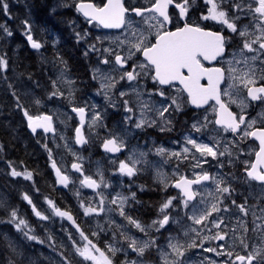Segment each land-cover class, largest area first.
Returning <instances> with one entry per match:
<instances>
[{
	"label": "flooded vegetation",
	"instance_id": "1",
	"mask_svg": "<svg viewBox=\"0 0 264 264\" xmlns=\"http://www.w3.org/2000/svg\"><path fill=\"white\" fill-rule=\"evenodd\" d=\"M5 1H9L11 5L18 3L21 8L19 15L0 14V26H2L0 27V36H3L4 39L14 37L12 43L18 44L16 63L9 64V66H19L18 86L20 92L18 95L22 107H20V115H18V131L27 130L39 140L44 137L46 147L50 148V140L47 135H55L59 131L58 116L50 104H55L56 98L64 100V102L70 100L72 102L64 110L66 118H70L67 128L72 137L73 147L84 152L85 160L73 157L66 161V167H57L68 177L67 188L58 185L56 169L51 167V161H49L51 175L47 176L46 174L38 179V182H32L39 192H43V194L39 193L38 198L48 197L53 201L55 208L73 215L74 222L80 231H77L66 217H61L63 224L73 230L75 235L83 241H91L92 245L112 261V264H122L125 260L135 261L137 264L149 262L164 264L165 256L162 258L161 251L168 254V249L171 250L169 247L170 237L175 238L171 243L177 244L178 247L195 244L193 251L197 255L202 248V231L200 229L194 232L196 235L187 239L185 236V232H187L186 216L192 211L191 205L193 204L202 210L209 211L215 205L220 211L212 213L208 220L213 225V236L223 235L225 237L223 240L214 239L213 241L214 244L221 243L225 246L219 249L222 255L217 256L222 260V264H232V262L241 264L240 261H236V256H246L249 252H255L256 232L252 229L255 228V224L264 228V214L262 215L261 211L264 208V182L248 177L246 168L256 162V153L260 148L259 139L244 136L242 131L238 133L225 132L222 125L214 123L217 118V113L213 108L215 101L209 100L208 104L201 107L192 105L186 100V92L181 94L177 91L180 88L179 84L167 88L166 96L169 100L165 101L163 97L156 94L160 86L155 84L148 75L140 77L137 81L129 82L126 78L122 80L121 77L126 71L132 70L133 65L145 62L143 54L136 53L123 66L116 64L115 54L128 55L127 47H121L119 43V40L124 39L127 31L105 28L94 20L89 22L90 17H85L77 8L80 3L103 7L107 0H3V2ZM122 2L129 9L151 6V0H122ZM174 2H180V0H174ZM216 2L221 5L220 10H228L222 5L221 0H216ZM30 4L33 5L31 10ZM255 6L253 5V8ZM208 7L211 5L206 6L204 0H189L187 15L180 17L179 9L175 8L173 4L169 7L172 22L165 26V30L175 31L176 28H182L187 23L199 26L205 31L222 32L225 37L231 36L232 43L227 47V51L229 53L238 51L241 46V38L238 35L232 34L230 30L226 29V26L219 22L202 19L203 15H207ZM231 15L232 13L229 12V19H231ZM126 19L132 22L133 27L138 25L141 31L149 29V25L134 14L129 13L126 15ZM250 19L251 14L249 13L242 19L241 24H249ZM26 21L27 23H25ZM5 27L12 35H7L4 31ZM251 27L254 25H250ZM26 31L33 36L36 42L41 44L40 49L31 47V42L28 41L25 34ZM158 31V28H151L150 31H144V35L152 43H155ZM77 34L83 39H78ZM250 38L254 39L255 37ZM6 44L10 53L16 51L11 43L6 42ZM92 45H95L96 51H92ZM254 47L256 46L254 45ZM248 55L253 54L248 53ZM105 59L109 61L108 64L102 63ZM230 59L232 56L228 55L226 60ZM205 66L228 67L226 62L217 63L215 61L210 64L205 62ZM253 67L255 68L254 78L257 80L255 86L259 87L260 78L264 76V63L258 60ZM59 69L65 71L67 79L69 78L67 81L73 82L71 88L61 78H58ZM96 69L99 70V76L109 77L110 81L102 79L100 84L98 77L93 76V72H97ZM137 70L139 71V69ZM53 81H56V87L53 86ZM110 82L115 83V87H102V84ZM57 84L63 86L62 90H58V92ZM28 90H31L33 95L30 92L27 93ZM136 90L144 94L142 97L144 100L151 101V107L154 109H159L162 105L167 106L171 98L174 97H178L177 102L180 104V108L179 110L170 108L169 112L164 114V118H160L155 111L148 112L146 120H155L156 123H146L143 127L137 128L135 125L141 118V113L137 103ZM54 92L57 94L53 96ZM120 92H125L127 95L121 97ZM150 93L152 95H149ZM222 99L225 103H229V110L237 116L243 114L246 120H256L252 128L246 130L252 131L264 127V101H252L247 96V89L243 85H239L238 94L233 96L236 103H230L226 97H222ZM35 100L44 102L46 105L38 107ZM124 100H128L129 103L125 105ZM241 101H243V105H241ZM95 104H98L97 110ZM81 107L85 108L86 113V122L83 125L86 142L79 145L76 140V129L80 121L78 113L73 111V108ZM129 107L133 109L131 113L126 111V108ZM25 110L32 117L52 115L56 133L46 134L43 129L31 131L28 118L24 115ZM97 113L100 118L96 120L95 125H92L90 119L96 117ZM127 116H131L132 119H126ZM206 117L207 119H205ZM4 123H9V116ZM194 124L200 128V131L193 129ZM7 127H1V130H7ZM241 130H245V125H241ZM185 133L196 139L197 143L203 141L209 146H215L214 150L218 148L217 157L215 159L211 156L201 157L200 153L187 144ZM110 139L116 140L120 151L113 153L104 148L105 142ZM185 147L189 148L186 157L182 153ZM157 149H164L165 154H158ZM219 152H225V155L219 156ZM142 153L145 155L141 156ZM171 153H181V156L177 158ZM99 160H103L105 164L113 161L114 170L110 175L111 184L107 193L117 200V203L114 204L116 205L115 221L117 225L114 241L116 249H118L115 253L116 259L111 258L106 251L107 241H113V238L111 235L108 236L102 227L96 226L89 215H85L84 206L80 204L82 202L87 205L90 202V197L85 196L80 202L76 197L77 190L72 184L73 179L77 180L83 192L88 195H96L101 192L102 182L90 168L91 162ZM74 162L80 163L81 171L72 169ZM121 162L128 164L129 167H134L135 175L130 177L121 173L119 170ZM204 172L221 181L220 187H229L234 191H231L230 195L219 193L213 180L204 181L199 185L194 184L192 191L196 193V196L189 203V207L185 208L183 193L181 189L175 187L176 181L181 176L193 180L197 174L202 175ZM85 177L95 180L99 187L93 189L83 185L81 182ZM113 181L115 182L114 190L112 189ZM29 186L31 187V185ZM133 193L135 194L134 198ZM122 197L128 198L123 204L125 216L120 215L119 201ZM170 198H175L172 205L161 213L162 205ZM206 198L210 204L205 203ZM233 200L237 205L246 201L247 215L239 212L237 207L232 204ZM50 209L54 211L52 206ZM164 214L170 217L168 225H165L164 228H160L158 223L151 226L153 221L162 220ZM126 217H131L141 223L146 228V232L135 228ZM215 222L220 225L218 228L215 226ZM81 232L83 236H81ZM231 234L234 235V239L230 238ZM84 237H87V240ZM133 239L138 242L154 239L156 243L147 248L142 256H138L129 247ZM242 239L250 245L249 248L242 247ZM233 241L237 243L232 245ZM138 246L140 245L138 244ZM151 250L154 252L151 253ZM59 251H64L62 254L66 257L69 256L65 250ZM173 252L172 249L171 254ZM228 253H232V255L229 256ZM169 256L167 255V258Z\"/></svg>",
	"mask_w": 264,
	"mask_h": 264
},
{
	"label": "snow or ice",
	"instance_id": "2",
	"mask_svg": "<svg viewBox=\"0 0 264 264\" xmlns=\"http://www.w3.org/2000/svg\"><path fill=\"white\" fill-rule=\"evenodd\" d=\"M221 2L222 5L228 9L227 11L220 10L221 5H218L216 0H204L205 5H211V7L207 8V15H203L202 19L219 22L226 26V29L230 30L232 34L238 35L241 38V46L236 52L229 53L227 51V47L232 43L231 36L225 37L222 32L205 31L199 26H192L187 23H185L182 28H176L175 31L165 30V26L172 22L169 15V7L174 4L175 8L179 9V16L184 17L189 10V0H180V2H174V0H151V6L149 8L131 9L126 8L122 0H107V3L104 4L103 7L80 3L77 8L85 17H90L89 22L94 20L105 28L124 29L127 31L128 34L123 40H119V43L121 47H127L128 55L122 56L120 54H115L116 64L123 66L127 64L136 53L143 54L145 62L140 65H133L132 70L126 71L124 76L121 77L122 80L126 78L129 82L137 81L140 77L148 75L155 84L160 86L156 94L163 97L165 101L169 100L166 96L167 88H172L174 85L179 84L180 88L177 91L181 94L186 92V100L192 105L201 107L208 104L209 100L215 101V106H213V108L217 113V118L214 123L222 125L225 132L231 131L232 133H238L242 131L244 136H251L259 139L260 148L256 153V162L252 163L249 168H246V172L247 176L251 179L264 182V167H262L264 166V127L252 131L246 130L252 128L256 120H246L243 114L237 116V114L229 110V103H225L224 99H222V97H226L230 103H236L237 101L233 99V96L238 94L239 85H243L247 89V96L250 97L252 101H264V76L260 78V86H255L257 80L254 78L255 68L253 67L258 60L264 63V0H221ZM253 5L256 6L253 8ZM0 7L7 12L8 5L3 2V0H0ZM229 12L232 13L231 19H229ZM129 13L140 17L141 20L149 25V29L144 31H150L151 28L159 29L155 36V43H152L151 40L144 35V31L139 30L138 25L133 27L132 22L126 19V15ZM249 13L251 14L249 24H241L242 19ZM153 21H155V23H153ZM25 23H27V21ZM250 25H254V27L250 28ZM4 31L7 35H12L6 27ZM257 33L259 34L257 35ZM25 34L27 35L28 41L31 42V47L33 49L41 48V44L36 42L32 35L28 34L27 31ZM77 36L78 39H83L79 34H77ZM250 37L255 38L251 39ZM254 45L256 47H254ZM91 48L92 51H96L95 45H92ZM248 53H252L253 55L249 56ZM228 55H231L232 59L226 60ZM213 61L217 63L226 62L228 67L205 66V62L210 64ZM102 63L108 64L109 61L105 59ZM6 67L7 61L0 56V68ZM137 69H139V71ZM244 69L247 70L245 71ZM97 73L99 74V70H97ZM61 76H63V73H61ZM102 79L110 81L111 78L102 77ZM65 83H67L70 88L73 84L72 81H66ZM53 86H56V81H53ZM102 87H115V83L110 82L102 84ZM57 92H54L52 95H56ZM13 95H15V93H13ZM69 95L71 96V92ZM126 95L127 93L120 92L121 97ZM136 95L141 113V118L135 125L137 128L143 127L146 123H156L155 120H146L145 117L148 112L155 111L160 118H164V114L169 112L170 108L175 110H179L180 108V104L177 102L178 97L171 98L167 106L162 105L161 108L154 109L151 107L150 100H144L142 98L144 95L143 93L136 90ZM149 95L152 94L150 93ZM35 102L37 104L40 103L39 100ZM123 103L127 105L129 102L128 100H124ZM241 105H243V101H241ZM216 106H218V108H216ZM17 107L22 106L17 103ZM73 111L80 114L81 124H83L85 108H73ZM126 111L131 113L133 109L129 107L126 108ZM24 115L28 118L29 127L33 132H35L37 128H43L45 132L50 130L51 117H32L26 110ZM99 118V114L97 113L94 120H98ZM126 119L131 120L132 117L127 116ZM205 119H207V117ZM41 120L45 121V123H40ZM241 125H245V130H241ZM192 127L195 131H200V128H198L196 124ZM76 132L78 134L77 142L84 143L85 141L80 135L81 128L78 127ZM186 142L188 145H191L196 152L200 153L201 157L211 156L215 159L218 155V148L214 150L215 146H209V144L206 143H197V140L193 139L191 136L186 137ZM104 148L110 152L120 151V147L117 146L115 139L107 140L104 144ZM225 151H227V149H225ZM157 152L160 155L165 154L164 149H157ZM188 152V147L182 150L185 157ZM143 155L145 154L142 153L141 156ZM171 155L178 158L181 156V153H171ZM224 155L225 152H219V156ZM52 167L56 169L58 183L66 186L68 177L60 174V169L56 167L55 162H53ZM72 167L77 171L80 170L79 164H73ZM119 170L121 173L130 177L135 175L136 172L134 167H129V165L124 162H121ZM11 175L13 177L24 175L26 179H32L31 172L21 173L13 169ZM209 180L215 181L217 191L221 194L228 193L230 195L231 191H234V189H230L229 187H220L221 181L216 180L215 177H210L207 172H204L202 175L197 174L196 178L193 180L181 176L180 179L176 181L175 187L182 190L185 208L189 207V203L193 201L196 196V193L192 191V186L194 184L199 185ZM81 183L88 188L99 187L97 182L90 177H85ZM134 196L135 194L133 193V198ZM23 199L28 201L29 204H32L31 199L27 195H25ZM127 199V197L120 198L121 216H125L123 204ZM173 199L175 198L168 199L167 202L162 205L161 213H163L165 209L170 208ZM47 203L54 208L55 215L67 217L68 220L73 219L68 212L55 208L52 200H48ZM100 203L102 205L103 200H101ZM111 203L116 204L117 200L113 199ZM232 204L237 207L240 213L247 215L248 206L246 201L243 204L237 205L236 201L233 200ZM191 210L193 215L188 217V219H191L195 225H203L208 218L212 216V213L220 211L215 205H213L209 211L207 209L202 210L195 204L191 205ZM33 211L37 217H41L44 220L48 219L47 216H41V213L35 210V206H33ZM95 211L96 209L94 208H86L85 215ZM261 211L264 212V208H262ZM253 215L255 214L253 213ZM10 216L18 230L22 231L21 226H27L24 219H20L19 222L16 223V210H12ZM126 218L135 228L139 229L141 232H146V228L142 226L141 223L133 220L131 217ZM169 221V215L164 214L162 220L153 221L151 226H155L158 223L160 228H164L165 225L169 224ZM253 223H255V221H253ZM215 226L218 228L220 225L216 224ZM260 227V225H257V228ZM191 230L194 231L195 229ZM245 231H247V229H245ZM252 231H256V228L252 229ZM80 234L83 236L82 232ZM262 234H264V231H262ZM25 235L27 236V233H25ZM27 238L31 240L37 239L35 236H28ZM205 238L207 239V237ZM224 238L223 235L214 237V239L217 240H223ZM84 239L87 240V237H84ZM173 239L175 238H169V247H171L178 256H183L184 253L179 250L178 245L171 243ZM40 242L43 243V241ZM73 243H75V241H73ZM155 243L154 239L143 242H138L133 239L129 247H131L138 256H142L145 250L155 245ZM138 244L140 246H138ZM241 245L245 249L250 247L243 239L241 240ZM194 246L196 245H189V247ZM93 250L99 252L100 259L92 254ZM76 251L85 260L96 261V264H112V261L105 256L103 252H100L98 248L92 245L91 241H88L82 249L77 248ZM109 251L115 254L118 249L109 246ZM208 251H215V249H208ZM163 255L165 257L167 256L166 253H163ZM217 255H222V253L218 252ZM228 255L231 256L232 253H228ZM236 261H240L241 264H264V249L249 252L246 256L238 255L236 256ZM10 264H12V262H10ZM61 264H71V262L62 257ZM125 264H128V262L126 261ZM131 264H136V262L133 261ZM164 264H168L167 259L164 260ZM177 264H183V261H178ZM232 264H235V262H232Z\"/></svg>",
	"mask_w": 264,
	"mask_h": 264
},
{
	"label": "rangeland",
	"instance_id": "3",
	"mask_svg": "<svg viewBox=\"0 0 264 264\" xmlns=\"http://www.w3.org/2000/svg\"><path fill=\"white\" fill-rule=\"evenodd\" d=\"M5 3L8 5V10L5 12L3 8L0 7V14L19 15V10H21V8L18 3L12 5L9 1H5ZM32 6L33 5L30 4V10L32 9ZM10 7H12V9H10ZM127 34L128 33L125 35ZM12 40H14V37L4 39L3 36H0V56L7 61V67L0 68V131L1 127L5 128L7 126V130L9 128L14 129L15 131L19 129L18 115H20V107H17V103L20 104L18 95L20 92L18 86V80L20 78L19 66H9L12 62L16 63L18 44L12 43ZM6 42L11 43L16 51L10 53L7 48L8 43L6 44ZM61 73H63V76H61ZM93 76H97L99 83H102V76H99L97 72L94 71ZM58 78H61L64 82L69 80L65 75V71L62 69H59L58 71ZM62 87L63 86L57 84V90H62ZM103 90L107 91L105 89ZM29 92L33 95L31 90L27 91V93ZM13 93H15V95H13ZM69 103H72L71 100L64 102V100L56 98V103L50 104L57 113V122L59 126V131L55 135H47V138L52 143L49 148L51 167L53 162H55L56 167H66V161L73 157L85 160L84 152L73 147L72 137L67 128L70 118H66L64 110ZM41 105L45 106L46 103L40 102L37 104L38 107ZM94 106L97 110L98 104H95ZM8 116L9 123L5 124L4 121H6ZM90 123L92 125L96 124L94 117H91ZM185 134L189 137L187 133ZM185 134H183V136H185ZM199 143H203V141ZM90 168L98 175V178L102 182L103 188L101 192L96 195H88L83 192V189L80 187L77 180L73 179L72 184H74V188L77 190L76 197L79 198L80 202L85 196L88 198L90 197V202L87 205L82 202L80 203L84 206V209L97 208V211L103 209L99 213L95 211L88 215L91 217L92 221H94L96 226L102 227L104 232H106L108 236L111 235L113 238V241H107L108 246L106 251L110 254L111 258L116 259L115 254L109 251V246L116 249V243L114 241L116 238L115 228L117 227L115 221L116 205L111 203L114 198L110 197L107 193L111 184L110 175L114 170L113 161H109L106 164L103 160L93 161L90 164ZM13 169L21 173L29 172L22 166L19 168V165L14 161L10 162L4 151V143L0 137V211H2V213L0 212V240L2 241V243L0 242V245L2 244V250L4 253L6 252L4 256L6 257L8 252H10L18 260L17 264H61L62 257L70 261L71 264H96V261L85 260L76 251L77 248L82 249L87 242L76 236L73 230L63 224L62 218L55 215V211H51L50 205L47 203L48 200H51L50 198H38L39 193L43 194V192H39L38 189L32 185L33 178L29 180L26 179L24 175L13 177L11 175ZM29 185H31L32 188ZM114 187L115 182L113 181V190ZM25 195L31 199L32 204H29L28 201L23 199ZM204 196H206V193H204ZM101 200H103L105 206H103V204L101 205ZM205 203L210 204L207 198L205 199ZM33 206H35L36 211L41 213V216H47L48 219L44 220L41 217H37L33 211ZM12 210L17 211V217L15 218L16 223H18L20 219L26 221L27 226H21L22 231L18 230L16 224L12 222L10 216ZM263 214L264 212H262V215ZM192 215L193 212L190 211L186 216L187 232H185V236L188 239L196 235L194 232L201 229L202 248L196 255V252L193 251V247H189V245H181L179 250L184 253L183 256H178L176 252L171 254V248V250L168 249V254L161 251L162 258H164L163 253H166L167 255H170L168 258L167 256L165 257L168 264H177L178 261H183V264H222V260L217 257L219 256L217 253H221L219 249H222L225 246L221 243H213V225L210 224L209 220L203 225H195L191 219H188V217H191ZM216 224L217 222H215V225ZM255 228L256 236L254 238V251L264 249V234L261 232L262 230L264 231V228H257L256 224ZM191 229L195 230L193 231ZM96 231L98 233V229ZM25 233H27V236ZM176 234L178 235L177 232ZM28 236H35L37 239L31 240L27 238ZM205 237H207V239ZM230 238L234 239V235L231 234ZM40 241H43V243ZM73 241H75V243H73ZM236 243V241H233L231 244L234 245ZM208 249H215V251H208ZM59 250H65L69 256L66 257L62 254L64 251ZM152 252L154 251L151 250V253ZM92 254L100 259L99 253L95 252V250H93ZM0 261L5 264L3 258H0ZM126 261L128 264H131L132 262L130 260H125L122 264H125ZM144 264L153 263L149 262Z\"/></svg>",
	"mask_w": 264,
	"mask_h": 264
},
{
	"label": "trees",
	"instance_id": "4",
	"mask_svg": "<svg viewBox=\"0 0 264 264\" xmlns=\"http://www.w3.org/2000/svg\"><path fill=\"white\" fill-rule=\"evenodd\" d=\"M6 108V107H5ZM0 137L4 143V151L6 152L10 162L14 161L16 164L27 169L32 173L33 181L38 182V179L47 174L51 175L50 168V153L49 148L45 145L44 137L39 140L32 136L29 131H15L12 128L8 130H1ZM51 142L49 146H51ZM32 181V182H33ZM2 213V211H0ZM2 243V241L0 240ZM2 245V244H1ZM0 245V258L5 260V264H17V259L10 253L4 256L6 252L2 250ZM0 264L4 262L0 261Z\"/></svg>",
	"mask_w": 264,
	"mask_h": 264
},
{
	"label": "water",
	"instance_id": "5",
	"mask_svg": "<svg viewBox=\"0 0 264 264\" xmlns=\"http://www.w3.org/2000/svg\"><path fill=\"white\" fill-rule=\"evenodd\" d=\"M78 113V112H77ZM45 116H49V117H51V121H50V130L48 131V132H46V134H55L56 133V127H55V124H54V122H53V120H52V115H44V116H40L41 118H43V117H45ZM78 119H79V121H80V124H79V128H81V133H80V135L83 137V139H84V141L86 142V137H85V135H84V131H83V125H84V123L86 122V113H84V122H83V124H81V120H80V114L78 113ZM40 123H45V121H43V120H41L40 121ZM31 129V128H30ZM38 129H43V128H37L36 129V131L38 130ZM44 130V129H43ZM31 131H32V129H31ZM77 132H76V140H77ZM78 143V142H77ZM79 145H82L83 143H78ZM113 153H115V152H113ZM73 164H79L80 165V163L79 162H74ZM73 164H72V166H73ZM72 169L73 170H75V171H77L76 169H74L73 167H72ZM79 171H81V169L79 170ZM55 174H56V177H57V173H56V170H55ZM60 174L61 175H64V176H67L64 172H62L61 170H60ZM57 182H58V178H57ZM58 185L59 186H61V187H63V188H67V185H68V183H67V185L65 186V185H61V184H59L58 183ZM93 189H96V188H93ZM72 216V218H73V215H71ZM67 218V217H66ZM68 222H71L72 224H73V226H74V228L77 230V231H80V229H79V227L76 225V223L74 222V219H72V220H68Z\"/></svg>",
	"mask_w": 264,
	"mask_h": 264
},
{
	"label": "bare ground",
	"instance_id": "6",
	"mask_svg": "<svg viewBox=\"0 0 264 264\" xmlns=\"http://www.w3.org/2000/svg\"><path fill=\"white\" fill-rule=\"evenodd\" d=\"M81 167V166H80Z\"/></svg>",
	"mask_w": 264,
	"mask_h": 264
}]
</instances>
